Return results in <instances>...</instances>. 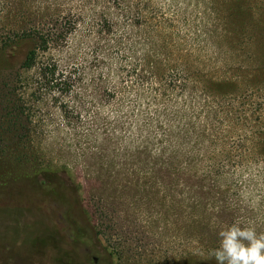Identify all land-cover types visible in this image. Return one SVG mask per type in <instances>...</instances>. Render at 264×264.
I'll use <instances>...</instances> for the list:
<instances>
[{"label": "rangeland", "instance_id": "1", "mask_svg": "<svg viewBox=\"0 0 264 264\" xmlns=\"http://www.w3.org/2000/svg\"><path fill=\"white\" fill-rule=\"evenodd\" d=\"M37 30L69 91L22 68ZM236 221L264 232V0H0V264H216Z\"/></svg>", "mask_w": 264, "mask_h": 264}, {"label": "clouds", "instance_id": "2", "mask_svg": "<svg viewBox=\"0 0 264 264\" xmlns=\"http://www.w3.org/2000/svg\"><path fill=\"white\" fill-rule=\"evenodd\" d=\"M218 235L219 247L209 252L216 264H264V232L251 222L242 226L236 221Z\"/></svg>", "mask_w": 264, "mask_h": 264}, {"label": "trees", "instance_id": "3", "mask_svg": "<svg viewBox=\"0 0 264 264\" xmlns=\"http://www.w3.org/2000/svg\"><path fill=\"white\" fill-rule=\"evenodd\" d=\"M69 23L73 25L75 24V21L70 20ZM37 31L38 32L36 34L34 33L33 37L36 40V45H38V48L27 51V54L22 63V68H24L25 70H30L32 68H35L39 64L38 69L40 70V75L44 80L57 85L65 86L66 91H69L73 86V83L70 78H67V76L65 75V71L60 70L59 66L53 60L46 62L39 61V52L49 49L51 42L58 41L60 39V36L64 35L63 31L59 33H53L51 30ZM25 38L27 37L22 38V40ZM17 50L18 42L14 41L11 44L10 57L13 58Z\"/></svg>", "mask_w": 264, "mask_h": 264}]
</instances>
